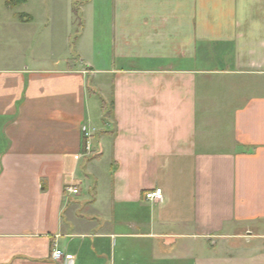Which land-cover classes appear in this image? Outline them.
Returning <instances> with one entry per match:
<instances>
[{
  "label": "crops",
  "instance_id": "0c3cea01",
  "mask_svg": "<svg viewBox=\"0 0 264 264\" xmlns=\"http://www.w3.org/2000/svg\"><path fill=\"white\" fill-rule=\"evenodd\" d=\"M0 264H264V0H0Z\"/></svg>",
  "mask_w": 264,
  "mask_h": 264
},
{
  "label": "built area",
  "instance_id": "2783aa9c",
  "mask_svg": "<svg viewBox=\"0 0 264 264\" xmlns=\"http://www.w3.org/2000/svg\"><path fill=\"white\" fill-rule=\"evenodd\" d=\"M66 190L70 193L76 194L78 192V189L72 185H69L66 187ZM164 194L160 187H156L150 190H146L144 192V198L150 201H161L163 200ZM63 256V253L59 249H55L52 252V257L54 259H60Z\"/></svg>",
  "mask_w": 264,
  "mask_h": 264
},
{
  "label": "trees",
  "instance_id": "16d2710c",
  "mask_svg": "<svg viewBox=\"0 0 264 264\" xmlns=\"http://www.w3.org/2000/svg\"><path fill=\"white\" fill-rule=\"evenodd\" d=\"M10 3H12L13 0H8ZM14 1H19V0H14Z\"/></svg>",
  "mask_w": 264,
  "mask_h": 264
},
{
  "label": "rangeland",
  "instance_id": "374dc122",
  "mask_svg": "<svg viewBox=\"0 0 264 264\" xmlns=\"http://www.w3.org/2000/svg\"><path fill=\"white\" fill-rule=\"evenodd\" d=\"M85 192H86V190H85Z\"/></svg>",
  "mask_w": 264,
  "mask_h": 264
}]
</instances>
